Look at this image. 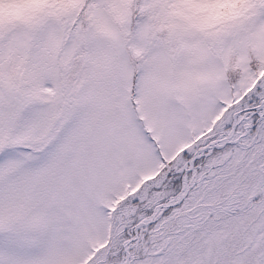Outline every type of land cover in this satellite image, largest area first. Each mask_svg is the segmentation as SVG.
<instances>
[{
    "label": "snow or ice",
    "instance_id": "6c2138e0",
    "mask_svg": "<svg viewBox=\"0 0 264 264\" xmlns=\"http://www.w3.org/2000/svg\"><path fill=\"white\" fill-rule=\"evenodd\" d=\"M0 264H264V0H0Z\"/></svg>",
    "mask_w": 264,
    "mask_h": 264
}]
</instances>
